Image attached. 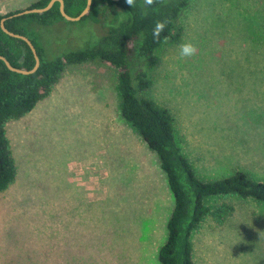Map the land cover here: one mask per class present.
<instances>
[{
    "label": "rangeland",
    "instance_id": "obj_1",
    "mask_svg": "<svg viewBox=\"0 0 264 264\" xmlns=\"http://www.w3.org/2000/svg\"><path fill=\"white\" fill-rule=\"evenodd\" d=\"M35 1L0 0V13ZM115 20L98 9L27 34L56 56L96 44ZM178 23L181 42L134 56L130 72L151 76L143 94L171 110L201 178L239 169L264 180V0H190ZM184 42L194 56H180ZM116 76L99 61L68 65L47 98L7 123L16 175L0 192V264H159L173 197L119 114ZM226 200L230 216L192 233L195 264H264V205Z\"/></svg>",
    "mask_w": 264,
    "mask_h": 264
},
{
    "label": "trees",
    "instance_id": "obj_2",
    "mask_svg": "<svg viewBox=\"0 0 264 264\" xmlns=\"http://www.w3.org/2000/svg\"><path fill=\"white\" fill-rule=\"evenodd\" d=\"M50 0H36L23 9L44 7ZM190 0H155L148 7L136 0L131 7L126 0H91L90 8L80 19H86L98 9L109 18L115 14V26L110 27L96 44L48 56L42 44L27 34L30 26H47L66 20L59 11V2L41 13L17 14L23 9L0 13V24L13 33L29 38L39 58L37 69L29 74L10 70L0 59V192L13 183L16 166L6 135L8 122L22 118L35 105L47 98L64 68L89 61L106 63L117 71L115 90L118 110L125 124L157 156L164 172L173 205L166 220V237L158 249L159 264H195L192 233L207 219L222 223L234 211L226 199H250L264 205V180L251 177L243 170L212 179H203L182 152L175 137V118L168 107L158 104L143 93L152 84L151 76L142 70L132 74L129 60L147 59L165 45H178L183 27L178 19ZM87 0H63L70 16L78 15ZM120 8V10H117ZM109 14V15H108ZM166 25L159 40H154L156 22ZM0 55L14 67L30 70L35 63L29 45L21 38L5 33L0 25Z\"/></svg>",
    "mask_w": 264,
    "mask_h": 264
},
{
    "label": "water",
    "instance_id": "obj_3",
    "mask_svg": "<svg viewBox=\"0 0 264 264\" xmlns=\"http://www.w3.org/2000/svg\"><path fill=\"white\" fill-rule=\"evenodd\" d=\"M55 1H58L59 2V11L61 13V15L66 19V20H70V21H77V20H80L86 13L87 11L89 10L90 8V4H91V0H87L86 2V5L85 7L83 8V10L76 16H70L68 15L65 10H64V3H63V0H50L44 7H34V8H28V9H23L22 11H19L17 14H22V13H31V12H36V13H41L43 11H46L48 10L53 4ZM117 1V0H115ZM1 28L2 30L9 34L10 36H13V37H17V38H21L23 39L28 45L29 47L31 48L33 54H34V58H35V63H34V66L30 69V70H25V69H21V68H18V67H14L12 66L7 60L5 57L1 56L0 55V59H2L5 63V65L12 71H15V72H18V73H22V74H29V73H32L34 72L38 65H39V58H38V55L36 53V50H35V47L33 46L32 42L29 40L28 37L22 35V34H18V33H13L9 30H7L5 28V26L3 25V20H1Z\"/></svg>",
    "mask_w": 264,
    "mask_h": 264
},
{
    "label": "clouds",
    "instance_id": "obj_4",
    "mask_svg": "<svg viewBox=\"0 0 264 264\" xmlns=\"http://www.w3.org/2000/svg\"><path fill=\"white\" fill-rule=\"evenodd\" d=\"M127 4L131 7L135 6L136 0H126ZM144 5L150 7L155 3V0H143ZM166 25L163 21L156 22V25L153 29V38L154 40H159L161 33L164 31ZM179 51L181 57H191L194 56L197 52L196 46L191 42H184L179 45Z\"/></svg>",
    "mask_w": 264,
    "mask_h": 264
}]
</instances>
